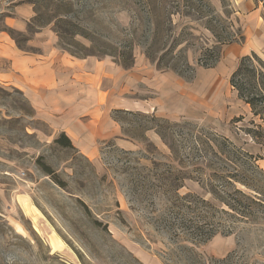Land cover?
<instances>
[{
  "label": "rangeland",
  "instance_id": "rangeland-1",
  "mask_svg": "<svg viewBox=\"0 0 264 264\" xmlns=\"http://www.w3.org/2000/svg\"><path fill=\"white\" fill-rule=\"evenodd\" d=\"M164 1L157 13L168 10L172 21L166 24L161 17L158 22L163 25L158 26V22H148L147 9L137 0H0V34L23 52L36 51L29 42L42 30L53 32L61 50L78 56L101 52L105 46L113 47L109 52L129 56L122 42L132 39L130 66L114 61L127 72L128 87L133 86L127 89L126 98L140 102L148 113L153 108L146 101L152 99L157 110L154 119L152 115L113 114L122 138L133 140L135 147L124 151L110 141L93 163L57 143L62 134L35 119L18 89L0 83V264H201L202 260L264 264V207L254 206L253 222L237 225L234 234L191 246L197 255L194 258L184 250V237L175 235L182 232L180 227L171 231L161 224L173 221L176 212L170 209L173 201L167 171L177 163L169 142H175L174 150L183 159L189 132L184 122L259 157L257 164L264 171V141L257 144L245 134L251 121L254 125L261 121L252 117L249 106L229 86L230 75L242 58L238 54L250 46L243 36L236 1L225 0L223 6L220 0H207L215 12L202 3L198 14L190 11L188 16L179 14L186 12L185 7ZM28 4L33 6V17L29 28L18 32L12 27L21 18L16 8L20 6L27 16ZM256 5L264 18L262 4ZM61 23L76 25L80 36L74 40L68 35L58 37L59 27L65 25ZM236 34L243 37L241 43L234 42L239 37ZM151 37L160 49H170L162 65L181 75L165 71V79L158 77L153 89L149 76L166 73L146 60L145 52L154 58L160 55ZM218 54L215 67H198L199 60L209 64ZM255 56V63L264 66L262 54ZM185 63L191 68L184 67ZM170 85L172 96L164 89ZM255 184L260 195L248 194L264 206V180L257 179ZM188 193L209 199L191 181H185L178 191L180 196ZM144 254L151 257L150 263L141 261Z\"/></svg>",
  "mask_w": 264,
  "mask_h": 264
},
{
  "label": "trees",
  "instance_id": "trees-1",
  "mask_svg": "<svg viewBox=\"0 0 264 264\" xmlns=\"http://www.w3.org/2000/svg\"><path fill=\"white\" fill-rule=\"evenodd\" d=\"M161 0H137V2L147 9L148 22L154 24L162 17L164 23H171L172 13L163 9L162 14H158L157 10ZM176 4V7L183 6L187 10L185 13L181 12L180 15L188 16L190 11H195L198 14L200 5L209 11L215 12V9L210 5L207 0H171ZM222 5L225 6V0H220ZM255 3H261L264 9V0H253ZM163 2H165L163 0ZM187 3L188 6L182 5ZM200 14V13H199ZM61 31H57V36L61 38L62 35H68L71 39L80 36L77 26L73 24L61 23ZM31 25V22L30 24ZM163 25L158 22V26ZM29 28V26H28ZM124 31L123 29H121ZM156 36V34H154ZM239 36L236 42L241 43L243 37ZM84 38V37H83ZM153 45L157 48L156 53L160 54L158 58L152 57L148 52H145V57L150 62L154 63L158 70L172 71L181 76L175 71L176 69L169 68L162 65L161 61L170 52L169 48L160 49L159 44ZM232 43V42H229ZM122 49L130 51V55L124 52H109L113 47L105 46L103 51H91V54L78 56L77 53L70 52L63 49L65 52L76 57L87 56H104L116 60L121 66L127 68L130 66L132 51L135 47L133 40H126L122 42ZM161 45V44H160ZM164 45V42H162ZM93 48V47H92ZM166 49V50H165ZM210 57V56H209ZM210 63H202L198 61V67L203 69H211L219 62L220 55L212 56ZM255 54L242 57L235 70L229 78V86L232 91L236 92L237 98L245 105H248L252 113V117H257L261 124L254 125V121L250 122V128L245 129V134L249 136L252 141L261 144L264 141V66L260 63H255ZM184 67L191 68L185 63ZM193 68V72H194ZM129 115L143 116L147 115L121 112ZM114 114H117L115 112ZM154 119V116H151ZM115 120V118L113 117ZM116 121V120H115ZM239 121V120H237ZM236 121V122H237ZM188 128V133L185 137V142L188 150L183 156L179 157V150H174L177 145L173 140L169 142V150L174 156L173 165L168 166V179L170 181V190L172 192V201L170 209H176L173 221L166 220L162 222L166 228L173 230L176 226L180 227V234H175L177 239L182 240L185 245L184 250L191 252L196 257L195 248L191 246H198L209 242L217 235L230 236L234 234L235 227L239 224H246L253 222L255 213L254 206L264 207L248 192H253L257 195L258 188H256V180H264V171L258 166L257 160L259 157L253 156L242 149L235 147L228 139L219 136L207 129L196 127L197 125L191 122H184ZM158 133V132H157ZM159 134V133H158ZM160 135V134H159ZM161 138L164 140L163 136ZM61 141V142H60ZM57 143L63 144L73 148L69 140L62 134L60 139L56 140ZM181 147H179L180 149ZM167 181V180H166ZM185 181L196 183L201 190L209 196V199L202 198L193 193H188L180 196L178 191L184 187ZM162 187V185L160 186ZM260 204V205H259ZM183 210V211H181ZM212 264H223L226 260H214ZM220 262V263H219ZM201 264H210L202 260Z\"/></svg>",
  "mask_w": 264,
  "mask_h": 264
},
{
  "label": "crops",
  "instance_id": "crops-1",
  "mask_svg": "<svg viewBox=\"0 0 264 264\" xmlns=\"http://www.w3.org/2000/svg\"><path fill=\"white\" fill-rule=\"evenodd\" d=\"M235 1L237 10L242 13L244 39L250 45L246 44L249 46L247 52L238 55L261 53L264 58L261 7L253 0ZM28 5L30 13L27 16L20 6L16 8L21 18L12 27L18 32L25 31L33 17V6ZM121 17L124 18V14ZM29 45L36 51L23 52L0 34V83L18 89L35 119L53 132L63 134L73 149L91 162L98 161L101 148L110 141L121 150L132 151L134 141L122 138L121 127L113 114L130 112L156 116L157 110L152 99L146 101L153 108L148 113L140 102L133 103L126 98L127 89L133 90V86L128 87L127 72L109 57L72 56L58 47L57 38L50 30L39 32ZM149 64L157 70L154 63ZM159 72L166 74L149 76L150 89L157 86L158 77L165 79L167 72ZM164 89L165 94L174 95L171 85ZM126 101L128 105L124 104ZM139 258L144 263L151 262V257L145 254Z\"/></svg>",
  "mask_w": 264,
  "mask_h": 264
}]
</instances>
